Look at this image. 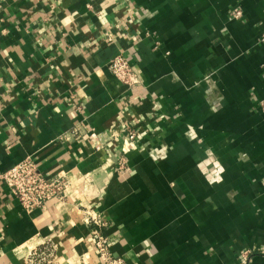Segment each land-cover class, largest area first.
<instances>
[{
  "label": "crops",
  "instance_id": "crops-1",
  "mask_svg": "<svg viewBox=\"0 0 264 264\" xmlns=\"http://www.w3.org/2000/svg\"><path fill=\"white\" fill-rule=\"evenodd\" d=\"M263 31L264 0H0V264H103L88 212L128 264H264ZM28 156L65 200L22 207Z\"/></svg>",
  "mask_w": 264,
  "mask_h": 264
},
{
  "label": "built area",
  "instance_id": "built-area-1",
  "mask_svg": "<svg viewBox=\"0 0 264 264\" xmlns=\"http://www.w3.org/2000/svg\"><path fill=\"white\" fill-rule=\"evenodd\" d=\"M232 14L234 18H241L243 11L234 9ZM109 40L111 39L109 38ZM261 41L264 43V31L261 35ZM109 68L115 77L129 89L133 90L140 85L141 79L138 72L123 54L115 55L109 62ZM128 129L129 138L134 140L137 132L132 128ZM119 167L127 168L124 161L120 163ZM1 179L10 187L26 211L43 210L47 203L53 199L65 200L66 191L71 183L65 174L48 176L43 173L31 156L6 170L1 175ZM84 222L96 227L93 242L103 264H128L125 259L116 257L111 251L110 238L100 230L106 225L105 221L88 212L85 214ZM57 259L56 246L53 243H44L29 253L28 264H54Z\"/></svg>",
  "mask_w": 264,
  "mask_h": 264
}]
</instances>
